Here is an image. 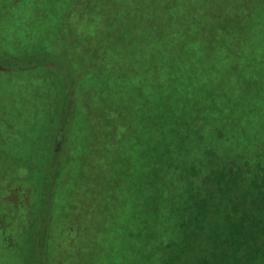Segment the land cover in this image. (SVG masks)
I'll list each match as a JSON object with an SVG mask.
<instances>
[{"label": "trees", "instance_id": "1", "mask_svg": "<svg viewBox=\"0 0 264 264\" xmlns=\"http://www.w3.org/2000/svg\"><path fill=\"white\" fill-rule=\"evenodd\" d=\"M76 41L87 72L70 58ZM0 77L1 106L27 118L23 136L47 115L44 103L32 108L29 79L61 92L49 97L36 264H47L75 136L78 153L109 170L94 205L117 195L124 210L111 217L127 240L113 264H264V0H0ZM28 101L27 112L15 107ZM99 142L108 148L95 151Z\"/></svg>", "mask_w": 264, "mask_h": 264}, {"label": "rangeland", "instance_id": "2", "mask_svg": "<svg viewBox=\"0 0 264 264\" xmlns=\"http://www.w3.org/2000/svg\"><path fill=\"white\" fill-rule=\"evenodd\" d=\"M76 45L75 54L69 53L70 58L77 62L79 71L87 72L89 65L79 67L81 61L78 57H84L80 60L86 59L88 50L78 54L83 48L79 42ZM112 48L105 49L103 52H114L116 47ZM123 49V45L119 47V51ZM0 78L4 88L8 86L9 78ZM53 78L56 81L55 75ZM47 79L40 78L37 84L29 79L28 85L36 89L32 108L38 109L44 103L47 115H44V118L38 117L35 129L26 133L27 135H22L23 130L26 129L27 118H23L24 115L19 117L14 112L9 113L0 104V264H36L34 255L36 236L33 233V220L34 215L37 214L35 208L40 200V181L43 161H45L43 153L55 136L53 127L56 119L52 114L56 104L53 101L50 102V98L61 94L57 85L54 86L58 89L56 91L50 85H45L48 82ZM51 83L56 84L53 81ZM82 95L81 90L79 96ZM84 95L83 98L86 97L84 104L89 109L92 108L89 93ZM28 103L29 101L17 103L15 107L27 112ZM49 111H51L50 115ZM52 130L54 132L51 135L49 132ZM21 138L26 147H14L13 145L19 143ZM76 140L75 136L67 143L58 173L49 221L47 264H113V258L109 257L110 253L122 251L127 240L124 228L123 232L119 231L122 223L119 221L116 223L111 217L117 209L119 212L124 210L121 206L117 208L118 203L115 202L117 195L113 196V200L106 199L99 202V207L94 205L101 192L98 189L101 190L109 182V170L102 158L95 161L94 156L90 161L86 158L88 153L86 155L78 153ZM7 141L14 143L6 145ZM106 145L99 142L92 148H95V151L102 150L108 148ZM80 160L83 163L77 169L76 167L79 166L77 162ZM14 164L15 171L12 169ZM115 193L118 194L117 191ZM96 210L98 214L95 215ZM35 227L38 229V225ZM178 234L179 232L175 229L172 235L170 233L165 237L168 239ZM137 260V257L133 258L130 264H139Z\"/></svg>", "mask_w": 264, "mask_h": 264}, {"label": "water", "instance_id": "3", "mask_svg": "<svg viewBox=\"0 0 264 264\" xmlns=\"http://www.w3.org/2000/svg\"><path fill=\"white\" fill-rule=\"evenodd\" d=\"M61 141H62V133L60 132V134L58 135L56 141H55V148L58 149L59 145H61Z\"/></svg>", "mask_w": 264, "mask_h": 264}]
</instances>
